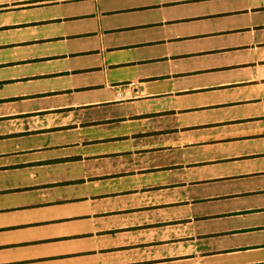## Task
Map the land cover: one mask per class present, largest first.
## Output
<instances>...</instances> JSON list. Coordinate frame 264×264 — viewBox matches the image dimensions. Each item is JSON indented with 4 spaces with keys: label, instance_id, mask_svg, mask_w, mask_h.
I'll return each instance as SVG.
<instances>
[{
    "label": "crops",
    "instance_id": "0c3cea01",
    "mask_svg": "<svg viewBox=\"0 0 264 264\" xmlns=\"http://www.w3.org/2000/svg\"><path fill=\"white\" fill-rule=\"evenodd\" d=\"M46 1L59 6L88 0ZM41 2L0 0V12L7 15L14 11L25 13L32 9V4ZM12 3L23 8L8 10ZM251 11L264 12V3ZM84 16L75 13L68 18L71 21ZM65 20L66 17L61 16L32 22L8 23L3 19L0 31L22 32L32 30L38 24L54 21L63 24ZM97 25L102 54L130 46L154 45L158 40L130 46L117 43L104 46L105 34L113 35L120 28L107 26L105 29L98 15ZM242 30L246 32L245 28ZM93 34L88 30H68L32 41L20 37L0 43V48L7 47L13 53L19 49L26 52L25 56L14 61L0 62V68L23 66L31 69L30 72L0 78V87L32 81L48 83L34 92L0 96V143L14 142L12 147L0 150V216L14 217L0 222V264H48L76 255L92 259L91 263L83 261L82 264H208V259L221 256L264 252V148L256 150L255 144L261 140L264 144V41L252 40L250 35L255 36V32L250 30L247 36L252 41L246 39L233 47L236 53L241 51L243 54L237 56L239 59L234 63L237 75L231 81L195 86L189 91L176 87L179 80L186 78L173 82L162 80L170 88L149 93L146 86L148 80H158L154 77L220 71L231 66H216L214 62L181 73L147 71L128 80L110 79L105 73L106 63L100 67L89 61L90 55L98 50L80 47L79 41ZM70 41L76 44H68ZM52 42L67 49L49 52L47 49L54 44ZM207 51L220 52L221 49ZM207 51L197 46L190 52L194 55L189 57L200 56L195 54L203 52L208 54ZM166 54L168 52L132 62L127 59L125 64L137 70L141 65L161 63L146 61L167 57ZM102 60L106 61L103 57ZM113 67L117 65L113 64ZM97 72L102 75L95 81L92 75ZM216 89L239 91L236 95L245 97L230 101L231 104H243L252 109L251 113L233 122L237 123V132L229 137L231 141L255 144V150L248 155L237 153L220 159L212 157L208 143L216 140L208 142L204 137H193L196 132L193 130L200 126L177 127L172 122L180 111L149 109L153 103L174 100L180 94ZM89 92L101 98L82 103L71 100L74 94ZM42 97L53 99L48 105L26 108L28 103L31 105ZM125 106H131V110L121 112L119 107ZM137 106L144 109H136ZM9 117L14 118L9 121ZM117 125H135V129L112 133ZM32 137H49L54 141L18 147L21 141H25L22 139ZM239 163L246 164L243 169L252 166V170L236 173ZM259 163L261 166L256 169ZM220 164L227 175L195 179L200 170ZM161 174L163 178H152ZM244 181H251V186H241ZM222 185H228L231 190L221 189ZM84 204L86 209L80 210ZM196 204L211 208L193 210ZM67 207L77 208V212L61 214ZM47 210L59 214L47 219L29 216ZM71 220L86 221L88 230H79L75 234L44 233V229H52L49 230L52 232L60 223ZM32 228L42 229V235L22 236L25 233L21 232ZM86 236L94 240L93 247L68 254L47 253L41 248ZM243 264H264V255Z\"/></svg>",
    "mask_w": 264,
    "mask_h": 264
},
{
    "label": "rangeland",
    "instance_id": "374dc122",
    "mask_svg": "<svg viewBox=\"0 0 264 264\" xmlns=\"http://www.w3.org/2000/svg\"><path fill=\"white\" fill-rule=\"evenodd\" d=\"M263 3L264 0H88L85 2L80 1L72 4L56 6L54 5L55 2L42 0L41 3L32 4V9H27L25 13L14 11L13 13L7 15V13L0 12V21L5 19L8 23L24 22L27 20L32 22L47 20L53 16H61L66 17L63 24H60L58 21H54L51 23L38 24L33 27L32 30L26 29L22 32L0 31V43L15 41L20 37L28 41H32L33 39H40L44 36L54 34V32L56 34L61 32L64 33L68 30L71 32L88 30L94 34L92 36L90 35L86 40L81 39L79 41L80 47L98 50V53L94 52L90 55L89 61H91V65H99L100 67H102V64L106 63L104 66L105 73L110 79L128 80L147 71H150V73H162L168 70V72L171 71L181 73L180 71L203 68L202 66H207V63L214 62L217 63L216 66H224V64L231 66L230 69L226 68L220 71H197L177 75L164 74L159 77H154L155 79H158L156 81L148 80L149 83L146 86L147 92L149 93L162 92L170 88V85L163 81L173 82L178 79L186 78L185 80H179L176 87L187 88L191 91V89L195 86H209L211 84H216L218 81H231V79L235 78V75L237 74L234 63L237 59H239L237 56H240L243 52L240 51V54H238L235 50H232L233 47L246 42V39H249L248 42H251L252 40L264 41V28H259L261 25H264V12L251 11V9H254L255 7L262 6ZM139 7L144 8L139 9ZM14 8H20L17 10H21L23 6L12 3L10 4L8 10H15ZM75 13L79 15L85 14L86 16L70 21L68 17L74 15ZM97 15L101 17V25L105 29L107 26L114 27V29L120 28V30L113 32V35L105 34L103 41L104 46H110L114 43L130 46L133 43L155 41L156 39L158 40L153 43L154 45L137 46L134 48L130 46L118 51H106L103 55L99 51L100 44L99 39L97 38ZM154 21H162L165 23H152ZM150 23L152 24L145 27L131 28ZM163 25L165 26L163 27ZM244 28L246 29V32H241ZM249 29L255 32V36L250 35L252 38L251 41L250 37L247 36L250 32ZM161 37L162 39H159ZM53 43L54 42H52V44ZM68 44H72L74 46L76 42L70 41ZM197 46H200V50L202 51L218 49H221V51H207L208 54L203 52L195 54L200 56L189 57L194 55L190 52ZM201 47L204 49H201ZM37 48H40V46H37ZM55 49L58 51L61 49H67V47H63L60 43H54L48 47L47 51L52 52ZM164 52H168V54H166L167 57L146 61V63L156 61L161 63L141 65V67L137 70L132 65L125 64L127 59H130V62H132L134 59L141 57H157L162 55ZM209 53L212 54L208 56ZM202 54L206 57H203ZM25 55L26 52L23 49H19V51L13 53V51L7 47L0 48V62L14 61ZM102 57L106 61L102 60ZM169 59H177V61L171 62ZM113 64L117 65V67H113ZM30 70V68L23 66L0 68V78H5L10 75H19L21 72L26 73L30 72ZM101 75V72H97V74L94 73L92 75V79L96 81V77H100ZM153 76L156 75L154 74ZM47 85L48 83L46 82L37 81L24 84L21 83L18 85H6L0 87V96L4 93H21V91L34 92L38 89L46 87ZM236 94H239V91L230 92L225 89L189 92L177 95L174 100L165 99L163 101H158V104L153 103L149 109H173L175 111H180L178 114L179 116L172 122L177 127H182L184 125L195 127L200 126L193 130L196 131L193 134V137H204V139L208 142L216 140L215 142L208 143L209 149H211L213 154L212 157L220 159L223 156L231 154L235 155L237 153L248 155L255 150V144H257L256 150H262L264 148V144L262 143V140L261 142L255 143L254 146H252L253 144L245 143L242 140H230L229 137L235 136L234 133L237 132V123L233 122H235L236 119H239L240 116L247 115L252 111V109L243 104H231L230 101H235L238 98L245 97H238ZM95 98L101 97L96 95L94 92L80 95L74 94L71 96V100L75 103L93 101ZM51 99L53 98H37L33 104L30 105V103H28L26 108H36L48 105L51 103ZM16 105H19V102H17ZM201 107L204 108L202 109ZM190 108H196V110H183ZM120 109H122L121 112H124L125 110H127L126 112H129L131 110V106L119 107V110ZM136 109L141 110L144 108L142 106H137ZM12 118L14 117H9V121ZM167 122L170 123V121ZM135 125L114 126L112 133L135 129ZM218 139L219 141H217ZM22 140L25 141H21L18 144L20 149L34 144H44L54 141V139H50L49 137H32ZM13 145L14 142L11 141L7 143H0V150L3 147L9 148ZM202 158L205 159V156ZM260 163L257 164L256 169H259L261 166ZM244 165L246 164L239 163L237 165L239 170L236 171V173H240L239 171L247 172L252 170V166L243 169L242 167ZM222 168V164L215 167L207 166L206 169L199 171L200 175L197 174L195 179L203 177L210 178L219 174L221 176H225L226 171L221 170ZM246 169L248 170L242 171ZM163 177V174L152 176L153 179ZM146 179H151V177H146ZM250 183L251 181H244L241 186L244 187L249 184L248 186L250 187ZM221 189L226 191L231 190L228 185H222ZM204 207L211 208V206L196 204L193 206V210H198ZM85 209L86 205L84 204L80 210L84 211ZM53 212L55 211L47 210L45 212H33L29 216L33 219H47L59 214ZM69 212L75 213L77 212V208L67 207L61 211V214L65 215ZM11 218L14 217L6 218L0 216V222ZM83 229L88 230V223L86 221H83L82 223L80 221L71 220L66 223H60V225L52 232L49 231L52 229H44V233L47 235H54L60 233L61 231L68 234H75L79 230ZM21 233H25L22 236H28V234L31 236H41L43 230L41 229L40 231L39 229L32 228ZM91 245L92 247L94 246V240H91L86 236L83 238H73L70 241L65 240L54 244H46L41 248L45 249L47 253L59 252V254H68L73 251H78L79 249L88 248ZM262 255H264V252L252 254L242 253L240 255L221 256L208 259L207 262L208 264H243L247 261L254 260L257 256ZM83 261H89L91 263L92 259H86L76 255L61 258L60 260L56 259V261H51L48 264H82Z\"/></svg>",
    "mask_w": 264,
    "mask_h": 264
}]
</instances>
